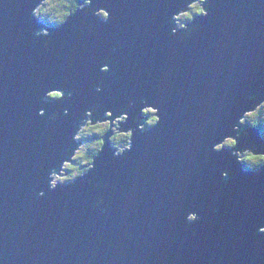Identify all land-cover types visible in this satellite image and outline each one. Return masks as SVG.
I'll return each instance as SVG.
<instances>
[{"label": "water", "instance_id": "1", "mask_svg": "<svg viewBox=\"0 0 264 264\" xmlns=\"http://www.w3.org/2000/svg\"><path fill=\"white\" fill-rule=\"evenodd\" d=\"M93 2L109 21L79 12L37 38L41 0H0V264H264V172L212 151L235 136L249 96L264 99V0H211L183 44L169 21L191 0ZM53 89L71 99L47 100ZM132 101L122 129L136 128L143 101L160 109L159 126L135 132L119 158L106 138L94 171L50 191L48 173L74 147L83 112ZM52 112L60 116L48 123ZM242 131L238 150L264 152L258 129ZM193 211L200 222H187Z\"/></svg>", "mask_w": 264, "mask_h": 264}, {"label": "clouds", "instance_id": "2", "mask_svg": "<svg viewBox=\"0 0 264 264\" xmlns=\"http://www.w3.org/2000/svg\"><path fill=\"white\" fill-rule=\"evenodd\" d=\"M213 7L211 0H191L186 2L182 10L174 12L169 21L170 37H179V42L183 44L185 41L191 39L194 34L201 30V25L196 23V18H206L209 16V9ZM79 12H84L86 16L99 18L107 22L111 18V14L105 7H100L94 4L93 0H41V3L32 9V16L41 24H46V27L36 32L37 38H47L50 36L49 29H60L68 25L73 16ZM192 27L189 28L188 25ZM74 31H80L79 24H72ZM90 33L93 31L92 26L87 27ZM49 41L44 40V47H48ZM101 73H109L111 68L104 64L99 68ZM103 86L98 84L95 88L97 93L103 92ZM45 98L47 100L66 103L71 99V93L67 95L63 91L53 89L46 92ZM248 104L252 107L250 110L242 111L238 116V123L232 128L235 134L225 136L219 143L212 145V151L221 152L225 149L230 150V156L233 162L240 165L246 172L253 174H260L264 172V152L259 151L255 146L245 147L243 151L238 150V141L247 136V131L242 129L252 128L258 129L260 138L264 140V99L257 102L255 95H250ZM135 101L129 103L128 107L119 111L104 110L102 105L96 104L91 109L85 110L81 116V123L72 136L69 144L74 146L67 153L65 158L58 165L49 171L47 180L50 191H55L58 187L74 183L78 179H82L88 173L94 171L95 161L102 153L107 144L110 145L114 158H119L125 153L132 150L133 138L135 132H145L146 129L156 128L161 123L160 109L143 101L139 108V113L136 116L134 123L135 129H122L130 119L129 113L135 108ZM146 110L154 113L150 117L146 114ZM101 112L103 118H101ZM37 115L45 117L46 112L41 108ZM63 115L68 116L67 108L63 110ZM60 114L52 112L47 115V122L54 123ZM141 117H147L141 121ZM107 133V135H105ZM110 133V135H109ZM90 142L85 143V139ZM231 174V169H225L221 173V178H227ZM99 184H93V188H99ZM107 187V185H105ZM44 192L38 193V197H43ZM104 201L98 199L93 207L101 209ZM107 207H103V211H107ZM201 217L196 212H189L187 215L188 223H198ZM260 234H264V227L258 229ZM193 232V238L196 237Z\"/></svg>", "mask_w": 264, "mask_h": 264}, {"label": "rangeland", "instance_id": "3", "mask_svg": "<svg viewBox=\"0 0 264 264\" xmlns=\"http://www.w3.org/2000/svg\"><path fill=\"white\" fill-rule=\"evenodd\" d=\"M146 114L149 115L150 117L153 116V113L152 112H149V111Z\"/></svg>", "mask_w": 264, "mask_h": 264}, {"label": "trees", "instance_id": "4", "mask_svg": "<svg viewBox=\"0 0 264 264\" xmlns=\"http://www.w3.org/2000/svg\"><path fill=\"white\" fill-rule=\"evenodd\" d=\"M84 142H85V143H88V142H90V140L86 138V139L84 140Z\"/></svg>", "mask_w": 264, "mask_h": 264}, {"label": "flooded vegetation", "instance_id": "5", "mask_svg": "<svg viewBox=\"0 0 264 264\" xmlns=\"http://www.w3.org/2000/svg\"><path fill=\"white\" fill-rule=\"evenodd\" d=\"M148 111H146V113H147ZM153 116H154V113H153Z\"/></svg>", "mask_w": 264, "mask_h": 264}]
</instances>
